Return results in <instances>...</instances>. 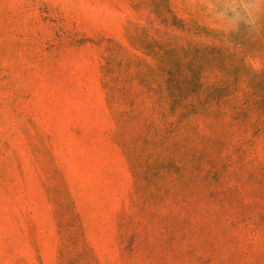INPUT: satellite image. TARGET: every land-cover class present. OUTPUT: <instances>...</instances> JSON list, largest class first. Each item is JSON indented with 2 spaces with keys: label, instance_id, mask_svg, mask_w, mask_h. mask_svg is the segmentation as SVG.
<instances>
[{
  "label": "rangeland",
  "instance_id": "obj_1",
  "mask_svg": "<svg viewBox=\"0 0 264 264\" xmlns=\"http://www.w3.org/2000/svg\"><path fill=\"white\" fill-rule=\"evenodd\" d=\"M0 264H264V0H0Z\"/></svg>",
  "mask_w": 264,
  "mask_h": 264
}]
</instances>
